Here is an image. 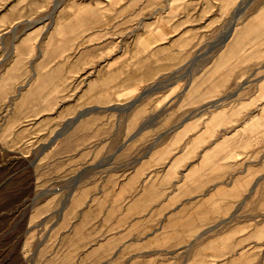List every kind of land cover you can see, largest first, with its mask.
Segmentation results:
<instances>
[{
    "label": "rangeland",
    "instance_id": "obj_1",
    "mask_svg": "<svg viewBox=\"0 0 264 264\" xmlns=\"http://www.w3.org/2000/svg\"><path fill=\"white\" fill-rule=\"evenodd\" d=\"M188 120L241 169V200L130 264H264V0H0V264L76 263L58 221L75 145L104 167Z\"/></svg>",
    "mask_w": 264,
    "mask_h": 264
},
{
    "label": "crops",
    "instance_id": "obj_2",
    "mask_svg": "<svg viewBox=\"0 0 264 264\" xmlns=\"http://www.w3.org/2000/svg\"><path fill=\"white\" fill-rule=\"evenodd\" d=\"M181 123L167 130L168 146H161L165 135L130 148L138 133L121 149L105 153L104 167H97L102 158L92 149L73 147L71 161L62 168L65 180L72 181V197L62 205L58 221H69L63 233L72 235L75 264L83 259L84 264H130L145 249L162 247L151 243L171 222L170 231L181 241L187 234L200 237L218 227H210L211 218L226 217L241 200L242 183L227 186L229 177H242L241 169L236 172L233 162L231 173L221 147L210 142L204 127Z\"/></svg>",
    "mask_w": 264,
    "mask_h": 264
},
{
    "label": "water",
    "instance_id": "obj_3",
    "mask_svg": "<svg viewBox=\"0 0 264 264\" xmlns=\"http://www.w3.org/2000/svg\"><path fill=\"white\" fill-rule=\"evenodd\" d=\"M155 90V88H153V89H151V90H147L146 92H143L137 99H135V100H133L132 102H130L127 106H125V107H110L108 110H117V111H120V112H122V111H125V112H127V111H129L135 104H137L140 100H142V98L144 97V96H146V95H148V94H150L152 91H154ZM226 98H223V99H221V100H225ZM220 100V101H221ZM216 102H213L212 104H215ZM211 104V105H212ZM94 111H97V108L96 109H91V110H87V111H84V112H82V113H80L78 116H77V118L74 120V122H76L77 120H79L81 117H83V115L85 116V115H87L88 113H90V112H94ZM184 122H182L181 124H183ZM151 125V124H150ZM143 128L144 127H142L136 134H134L133 136H132V138L134 137V136H136L138 133H140L142 130H143ZM59 135H61V134H59ZM58 135V136H59ZM256 184V183H255Z\"/></svg>",
    "mask_w": 264,
    "mask_h": 264
},
{
    "label": "bare ground",
    "instance_id": "obj_4",
    "mask_svg": "<svg viewBox=\"0 0 264 264\" xmlns=\"http://www.w3.org/2000/svg\"><path fill=\"white\" fill-rule=\"evenodd\" d=\"M220 100H217V101H215L216 103L215 104H217L218 102H219ZM215 104H212V105H215ZM89 110H91V109H89ZM84 112V111H83ZM82 113V112H81ZM91 113V112H90ZM86 116V115H85ZM83 117H84V115H83ZM82 118V117H81ZM154 120L153 119H151V120H149V122H153ZM257 182H259V180H257ZM251 191H253V190H251Z\"/></svg>",
    "mask_w": 264,
    "mask_h": 264
}]
</instances>
